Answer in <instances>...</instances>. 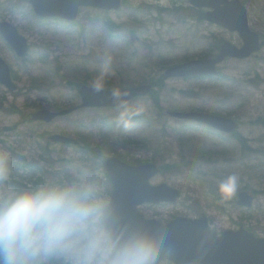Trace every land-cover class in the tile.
<instances>
[{
  "label": "rangeland",
  "instance_id": "rangeland-1",
  "mask_svg": "<svg viewBox=\"0 0 264 264\" xmlns=\"http://www.w3.org/2000/svg\"><path fill=\"white\" fill-rule=\"evenodd\" d=\"M241 1L248 9L251 28L264 38V0ZM158 7L167 10L159 12ZM203 10L206 12L193 8L187 0H127L117 11L83 7L78 19L69 22L36 18L29 0H0V21L14 24L30 42L27 56L19 58L0 34V53L19 76L17 92L0 84V99L6 109L0 111V152H7L10 164L17 167L21 166L20 157L43 167L33 178L30 171L34 166L27 172L21 170L17 180L24 184L42 179L79 155L81 145L55 144L49 135L61 133L80 139L85 134L92 148L103 149L99 145L106 144L118 149L127 163L133 159L180 165L179 170L169 168L151 180L183 193L181 203L158 211L162 217L191 210L194 218L206 214L210 226L220 233L244 226L264 237V125L256 123L264 116V47L244 60L227 59L215 77L172 78L156 88L160 104L168 111L205 109L238 119V132L255 150L246 155L234 136L168 114L158 117V106L150 95L123 108H80L51 123L36 125L26 119L36 110L33 102L51 110L79 105L78 90L68 87L69 81L89 78L90 85L99 84L89 76L116 73L112 64L122 73L113 86L105 87L139 85L144 76L157 80L154 77L163 74L162 68L167 66L214 56L224 40L242 45L238 33L198 19ZM109 22H113L112 30ZM32 78L48 79L47 86L55 83V88L48 91L45 84L42 89L31 88ZM118 121H127L129 130ZM124 144L128 148L124 149ZM196 149L200 150L191 153ZM109 156L121 158L114 152ZM222 172L238 173L240 190L247 189L254 196L252 208L239 206L238 196L219 200L215 185Z\"/></svg>",
  "mask_w": 264,
  "mask_h": 264
},
{
  "label": "clouds",
  "instance_id": "clouds-1",
  "mask_svg": "<svg viewBox=\"0 0 264 264\" xmlns=\"http://www.w3.org/2000/svg\"><path fill=\"white\" fill-rule=\"evenodd\" d=\"M93 88L101 91L99 84ZM112 96L118 101V93ZM108 160L106 150L81 149L61 169L17 187L8 184L9 154L0 152V264H176L175 247L159 230L166 222L158 228V221L129 213ZM240 187L238 173L222 172L215 191L226 202ZM195 215L183 213L189 233L220 235L214 226L200 228Z\"/></svg>",
  "mask_w": 264,
  "mask_h": 264
},
{
  "label": "water",
  "instance_id": "water-1",
  "mask_svg": "<svg viewBox=\"0 0 264 264\" xmlns=\"http://www.w3.org/2000/svg\"><path fill=\"white\" fill-rule=\"evenodd\" d=\"M38 15L42 17H61L74 20L78 17L81 6H93L101 9H119L123 0H30ZM197 7L211 8L206 18L212 23L219 24L231 31H238L244 41L240 48L231 42H224L215 58L205 60H190L170 67L165 72V78L176 76H201L217 74V65L226 57L247 58L260 49V35L249 25L248 11L240 0H190ZM0 32L8 41L19 57H24L29 51L28 39L20 34L18 28L8 21L0 22ZM0 83L12 91L18 86L13 81L9 64L0 54ZM119 95L114 102L112 93ZM152 91V84H143L128 88L104 89L97 92L89 85H82L80 94L85 107L93 106H122L135 97L145 96ZM73 109L59 112L41 109L34 113V120L51 122L59 115H66ZM174 117L194 119L207 123L227 133L233 132L238 123L232 118L218 116L201 111L170 112ZM50 139L55 142L78 144L74 138L54 134ZM107 167L116 182L117 197L122 199L129 213L144 217L138 210V205L146 202L175 201L180 191L166 183L151 185L150 179L160 172L156 164L130 165L117 157H109ZM239 204L252 206L253 196L244 191L239 194ZM155 220V219H150ZM199 227L208 224L205 216L197 219ZM158 221V220H155ZM155 225L159 228V224ZM183 218H177L159 230L166 234V242L174 245L177 264H264V238L241 228L238 231H226L217 236L213 231L210 238L203 235L193 236L185 229Z\"/></svg>",
  "mask_w": 264,
  "mask_h": 264
},
{
  "label": "trees",
  "instance_id": "trees-1",
  "mask_svg": "<svg viewBox=\"0 0 264 264\" xmlns=\"http://www.w3.org/2000/svg\"><path fill=\"white\" fill-rule=\"evenodd\" d=\"M202 16H204V15H202ZM113 23V22H112ZM112 23L110 24L111 26H110V28H112ZM263 44H264V42H263ZM115 69H117V67H114ZM121 70H119V72H120ZM15 74V73H14ZM74 74H76V72L74 73ZM120 74V73H119ZM15 76L18 78V75L17 74H15ZM96 76H98V75H96ZM89 77H91V78H94V79H98L99 80V85H101V86H113V83H115L114 82V80H115V78L117 77L116 75H112V74H110V76L109 75H105L104 77L103 76H101V77H98V78H95L94 76H92V75H90ZM89 78H87V79H84V80H82L83 82H86V83H88L89 82V80H88ZM101 79V80H100ZM144 80L145 81H147L148 80V78H147V76H145L144 77ZM31 88H34V89H42V85L43 84H45L46 85V87H45V89L46 90H48V91H50V90H52L53 88H55V83H51L49 86H47L48 85V82H49V80L47 79V80H45V81H43V82H41V80H38L37 78H32L31 80ZM123 81V80H122ZM152 82H153V84L155 85V86H159L162 82H163V80L161 79V80H158V81H154V80H152ZM80 81L78 82V81H74V80H71V81H69V83H68V87H72V88H79L80 87ZM152 97H153V100H154V102H155V104L158 106V108H159V110H160V115H163V111H164V109H163V107L160 105V95H159V92L158 91H153V93H152ZM36 106H38L39 104L37 103V102H33ZM0 109H5L4 108V105L2 104V100H0ZM256 123L257 124H259V125H264V116H260L257 120H256ZM237 139L239 140V142H240V144H241V147H242V149H241V153H242V155H246L247 153H251V152H253V151H255L252 147H251V145H249V144H247V138H245V137H243V136H241V135H239V136H237ZM87 144H89V142L86 140L85 141ZM104 145V147L109 151V152H112V151H114L116 154H118V155H120L122 158H124L125 156L124 155H121V154H119L118 153V149H115V148H110L108 145H106V144H103ZM123 148L124 149H126V148H128V145L127 144H124L123 145ZM126 158V157H125ZM133 160V159H132ZM133 162L134 163H141L140 161H136V160H133ZM174 169V170H179L180 169V165L179 164H177V163H170V164H168V165H164L163 166V171H165V170H167V169ZM14 172H16V171H14Z\"/></svg>",
  "mask_w": 264,
  "mask_h": 264
},
{
  "label": "flooded vegetation",
  "instance_id": "flooded-vegetation-1",
  "mask_svg": "<svg viewBox=\"0 0 264 264\" xmlns=\"http://www.w3.org/2000/svg\"><path fill=\"white\" fill-rule=\"evenodd\" d=\"M27 120H29V122L33 123V124H36V125H39V123H41V121H35L31 118V114L30 115H27L26 117ZM182 197H180L176 203H166V202H163V203H160V204H154V203H151V202H145L141 205H139V210L144 214V216H146V218L150 219V218H154V219H158L160 220L162 223H168L170 222L171 220H173L174 218L176 217H180V216H183L182 214H176V215H172V216H169L168 218H164L162 217V212L161 214L158 213V211H163L164 209H170L171 207H174V205H177L179 203H181L182 201ZM224 210V208H223Z\"/></svg>",
  "mask_w": 264,
  "mask_h": 264
}]
</instances>
